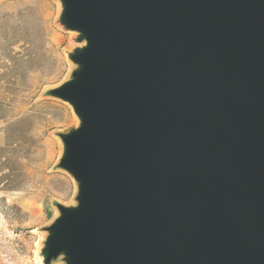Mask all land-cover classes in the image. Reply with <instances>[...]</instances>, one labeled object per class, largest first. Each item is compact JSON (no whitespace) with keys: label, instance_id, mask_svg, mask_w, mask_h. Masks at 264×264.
Listing matches in <instances>:
<instances>
[{"label":"water","instance_id":"1","mask_svg":"<svg viewBox=\"0 0 264 264\" xmlns=\"http://www.w3.org/2000/svg\"><path fill=\"white\" fill-rule=\"evenodd\" d=\"M60 1L77 194L44 263L264 264V0Z\"/></svg>","mask_w":264,"mask_h":264},{"label":"rangeland","instance_id":"2","mask_svg":"<svg viewBox=\"0 0 264 264\" xmlns=\"http://www.w3.org/2000/svg\"><path fill=\"white\" fill-rule=\"evenodd\" d=\"M61 10L60 0H0V264H45L56 203L76 204L59 133L79 119L48 91L69 79V53L84 43L60 23Z\"/></svg>","mask_w":264,"mask_h":264},{"label":"bare ground","instance_id":"3","mask_svg":"<svg viewBox=\"0 0 264 264\" xmlns=\"http://www.w3.org/2000/svg\"><path fill=\"white\" fill-rule=\"evenodd\" d=\"M46 4V3H45ZM47 5V4H46ZM29 17V16H28ZM27 18V17H26ZM40 25V24H39ZM39 27V26H38ZM40 31V30H39ZM35 32V31H34ZM40 35V34H39ZM36 52V51H35ZM39 52V51H38ZM34 53V52H33ZM29 58H31L30 56H29Z\"/></svg>","mask_w":264,"mask_h":264}]
</instances>
